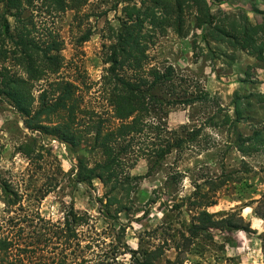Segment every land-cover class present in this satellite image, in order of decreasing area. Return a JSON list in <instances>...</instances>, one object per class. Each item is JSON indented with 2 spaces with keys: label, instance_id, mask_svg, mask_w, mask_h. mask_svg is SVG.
<instances>
[{
  "label": "trees",
  "instance_id": "trees-1",
  "mask_svg": "<svg viewBox=\"0 0 264 264\" xmlns=\"http://www.w3.org/2000/svg\"><path fill=\"white\" fill-rule=\"evenodd\" d=\"M89 1L0 0V101L11 105L36 134L17 148L30 165H39L42 152L50 154L39 144L42 138L64 143L74 153L98 152L100 159L93 162L77 157L72 181L91 186L98 180L107 189L106 204L101 203L107 210L118 201L113 194H128L132 183L143 178L130 174L139 160L150 166L148 174L157 171L169 155L195 142L207 124L232 128L233 147L242 157L264 154V119L255 117L256 108L264 106L262 93H235L233 116L223 115L221 123L215 122L214 112L191 130L182 126L185 134L168 130L165 119L171 109L205 102L210 95L151 54L159 37L172 33L182 39L194 28L206 51L213 55L211 44L224 48L220 55L228 64L235 53H245L264 65V10L260 21L250 24L241 10L240 15L212 12L223 0H125L118 26L101 35L109 44H103L105 67L94 82L82 65L62 55L64 42L56 27L61 15L74 11L72 23L79 21L80 28L79 13ZM92 34L91 28L85 29L75 47ZM55 174H62L59 165ZM47 176L44 191L37 195L0 175V264H187L188 254L213 241V231L253 233L240 213L217 216L207 211L228 181L209 180L206 192L196 185L184 199L193 213L189 222H164L158 227V244L149 248L140 242L134 250L123 242L122 225L98 231L91 215L73 207L60 221L43 218L39 204L60 183ZM182 203L171 209L181 210ZM254 203L255 214L264 221V195ZM261 241L264 252V237ZM169 251L175 253L172 259L165 257Z\"/></svg>",
  "mask_w": 264,
  "mask_h": 264
},
{
  "label": "rangeland",
  "instance_id": "rangeland-1",
  "mask_svg": "<svg viewBox=\"0 0 264 264\" xmlns=\"http://www.w3.org/2000/svg\"><path fill=\"white\" fill-rule=\"evenodd\" d=\"M124 1L90 0L79 13L82 20L80 28L79 21L72 23L74 11H68L56 20V27L64 42L62 55L66 60L74 59L82 65L90 81H98L102 75L105 67L102 63L103 44L109 43L102 40L101 35L108 33V27L118 26L117 17ZM218 9L231 14H239L241 10L249 23L255 24L260 21L259 12L264 10V2L223 0L222 4L212 6V12ZM8 19L13 25V18ZM88 28L93 33L90 39L76 48L75 39ZM198 34L199 31L194 28L182 39L167 33L159 37L151 49L157 63L171 64L178 73L199 83L202 90L210 95L205 102L170 110L165 119L166 126L168 130H177L181 134L187 131H183L182 126L187 125L191 130L205 123L214 112L218 114L216 123H221L225 114L232 117L235 93L264 94V65L245 53H235L234 62L228 64L220 55L224 48L211 44V49L215 51L212 55L204 48V42L194 36ZM90 98L93 100L92 95ZM255 117L264 119V106L256 108ZM35 135L26 128L24 119L11 105L0 101V175L15 186L21 185L22 189L37 195L44 191L47 175L49 181L53 178L60 181L58 187L39 204L43 218L60 221L65 212L73 207L79 213L91 215L98 231L104 230L107 225H122L125 231L123 242L131 249H138L140 242L143 247L150 248L158 244V227L161 224L165 222L180 226L182 221H190L193 213L188 210L184 199L192 195L196 185L201 192H206L209 189L207 181L213 180L214 184H218L220 180L227 179L216 193V204L207 211L217 216L240 213L253 233L213 231V241L200 245L194 250L195 253L188 254L187 264H264L261 241L264 221L254 212V201L264 195V172H261L264 169V154L242 157L233 147L236 136L229 126L207 124L195 142L182 152H173L151 174H148V163L139 160L130 174L143 178L132 183L128 194H113L119 203L111 205L108 211L101 206V203L106 204L107 189L98 180H94L91 186L72 181L77 157L93 162L100 159L99 153L82 149L74 153L64 143L42 138L38 142L44 143L50 154L42 152L39 165L32 166L17 152V148ZM57 165L62 174H55ZM181 203V210L171 209L173 205ZM3 210L4 205L0 200V219L4 217ZM115 210L120 212L116 215ZM174 255L173 251H169L165 257L172 259Z\"/></svg>",
  "mask_w": 264,
  "mask_h": 264
}]
</instances>
